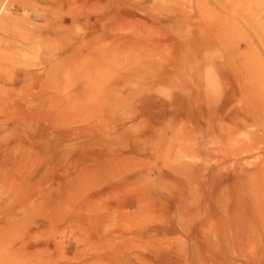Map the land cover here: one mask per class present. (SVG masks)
<instances>
[{
  "label": "rangeland",
  "instance_id": "374dc122",
  "mask_svg": "<svg viewBox=\"0 0 264 264\" xmlns=\"http://www.w3.org/2000/svg\"><path fill=\"white\" fill-rule=\"evenodd\" d=\"M101 1L0 0V162H10L0 166V264H128L129 256L130 264H145L133 257L139 243L170 241L186 243L193 264H204L195 258L194 239L178 229L180 212L161 221L166 207L137 208L130 189L153 193L164 163L181 179L186 167H219L229 137L263 146L264 0ZM114 10L122 14L100 18ZM67 93L76 95L70 108L58 101ZM196 99L205 115L199 134L190 130L193 104L181 108ZM263 158L255 152L245 165L257 167ZM138 169L142 176L123 184ZM55 177L63 184L59 195L30 207L34 192L55 185ZM7 206L17 219L25 210L33 220L40 214L50 220L5 222ZM70 209L88 221L100 219L94 228L86 221L67 225ZM191 222L185 223L195 234H218L214 226ZM170 229L174 236L163 235ZM210 243L206 249L218 251ZM249 245L247 255L264 264V242ZM173 246L168 264H180Z\"/></svg>",
  "mask_w": 264,
  "mask_h": 264
},
{
  "label": "bare ground",
  "instance_id": "6f19581e",
  "mask_svg": "<svg viewBox=\"0 0 264 264\" xmlns=\"http://www.w3.org/2000/svg\"><path fill=\"white\" fill-rule=\"evenodd\" d=\"M97 1H100V0H92V2H97ZM101 2L104 3L105 5L106 4L110 5V4H114V3H117L119 5V3H122L123 0H102ZM121 14H122V12H120L119 10H114L113 12H108V13L106 12V13L101 14L100 18L107 17V18L113 19L115 17H119ZM121 17H123V16H121ZM109 22H110V19H109ZM105 25H106V23H105ZM103 27H104V25H103ZM109 27H111V25ZM106 29H107V27H106ZM123 44H125V43L123 42ZM65 95H67V96H64V98L63 97L58 98V101H60V103H62L64 106L70 108L68 105H69V103L74 102L73 99L76 97V95H72L70 93H67ZM188 100H189V98H188ZM199 110H200V108H199ZM75 111H77V110H75ZM81 112H83V111H81ZM201 113H202V111H201ZM77 114L78 113L76 112L75 115L77 116ZM83 115H85V114H83ZM200 116H202V115H200ZM208 119H210V117ZM211 120H212V118H211ZM197 122L198 121H195L194 124ZM211 123H209V124H211ZM208 127H210V125L206 126L207 130L209 129L208 132L213 133V135L216 134V131L214 129L208 128ZM191 128H190V130H191ZM199 128H201V127H199ZM191 131H193L194 134L200 133L199 130L195 131L193 129ZM218 131L220 133L223 132V134H224L226 130L223 131L222 129H219ZM124 133H123V135H125ZM228 133L230 134V132H228ZM116 135H117V133H116ZM61 136L62 135L60 134V137ZM221 139L223 140V138H220V140ZM232 140H233V137H232V139H230V137H229L227 139V142H226L229 144V148H227V149L224 148L221 152H219L221 154L217 153V154L221 155L220 158L222 159L221 162H220L221 159L219 160V164H218L219 167L218 166L209 167V165H205L206 167L198 168V170H196L192 167L191 168L186 167L187 169L185 171L183 169L184 173H182V179H181L178 176H176L177 173L175 175L174 168L169 167L166 163L159 165L156 172H155V177H154V181L156 183L152 182V185H154L153 187L156 189L154 190L153 187H152V189H150L151 192L153 190V193H150L148 189H143V190L139 189V188L130 189V191L132 193H134V195L132 194V196L134 197V198L132 197L133 198L132 204H136V202L138 201L137 199H139L140 204H142L144 206H158L161 209H163V207H166L165 212L162 215L161 221H163V219H167V218H168V220H170L178 212H180L177 214V218H178L177 222L179 224L178 229L181 230L182 234H185L187 237L189 236L190 238L194 239V243L192 244V246L194 248L193 251L195 252V258L197 260H201L202 262L205 261V263L208 262L210 264H234V262H237V261H239L241 264H261L259 262L261 259L259 261H257L258 260V257H257L258 255L256 254L257 252L255 253L257 256L250 254L251 256H255V259H254V257L251 258V256L249 257L247 255V252H246L247 248L246 247L252 241L253 242H257V241L264 242V162H262V164L258 165L257 167H253V168L250 167L249 168V167H246L247 164L245 165V160L249 155L255 154V152L256 153L264 152V148H262V147H264V144H263V146L258 147V146L252 145V143H254V142H250V143L246 142V143L236 144V143H233ZM56 141L59 142V139ZM218 141H217V143H218ZM196 142H198V141H196ZM262 142H264V138H263ZM198 146H200V145H198ZM208 146H210V145H208ZM6 149H7L6 154L8 155L9 148H6ZM192 149H194V148H192ZM197 150H199L198 147H197ZM199 153H200V151H199ZM204 153H205V151H204ZM204 153H202V154L204 155ZM192 154H193V152H192ZM192 156H195V155L193 154ZM204 159H206V158H204ZM209 159H210V157H209ZM211 161H212V159H211ZM215 161H216V159H215ZM85 163H87V162H85ZM217 163H215V164H217ZM8 164H10V162H8L6 159L1 160V162H0V166H6ZM172 165H174V164H172ZM194 165H196V163ZM54 174H55V176L59 175V173H54ZM137 174L142 176L141 169L140 170L138 169L137 172L133 173L130 177H128L129 179L124 178L123 184L125 183L124 181H126V180L128 183H132V181H134L135 178L139 176V175L137 176ZM85 176H87V175H85ZM96 177H97L96 175H93L92 178L89 179V181L92 183H93V181H97ZM10 178L14 179L13 176ZM53 180H55V182H57L56 177L53 179H50V181H53ZM64 180H66V179L64 178ZM196 180L198 182H196ZM202 180H203V182H201ZM58 182L55 185L53 184L52 186H50L52 183H48L46 185L45 189L38 191V193L34 192V194H37V195H36L35 199L31 200L30 207L32 206L33 202H35L36 206L38 207V204H42V202H44V200H46L45 198L52 193L54 194V197H55V194L59 195V189L63 188L62 187L63 184H60V187H59ZM127 182H126V185L128 184ZM68 183H69V181H66L65 186ZM10 184H11V186H13L16 183H10ZM57 184H58V187L56 186ZM123 184H120V185H123ZM5 185H8V183L4 182L3 187H5ZM47 187H49V188H47ZM184 187H186V189H187L186 192H184ZM118 191L119 190H117V192ZM163 192H164V195L161 194ZM81 194H84V193H81ZM127 194H131V193H127ZM39 199L41 201L39 203L36 202ZM25 201H27V200L25 199ZM115 206H116V204H114L113 208H115ZM52 207H54V204ZM6 209H7L8 217H7V219H5V222H7V221L8 222L9 221L14 222L17 220L16 222H19L20 224L24 223V222H25V224H26V222H28V224H29L30 220L32 222L35 221L34 223H37V218H39V219L44 218V220L45 219L50 220V218L47 215H42V214L36 216L37 217L36 219L34 217V220H33L31 217H26L28 215V213H26L25 210H22L20 217L17 219V215L15 213L16 211H14L13 206H7ZM56 210H57V208H56ZM61 210H63V209H61ZM141 210L142 209H139V213L141 212ZM115 211H116V213H115ZM115 211H114V213L116 214L115 217H117L118 216V210L115 209ZM33 213L35 214L34 211H33ZM72 214H73L72 209H70V211L67 213V219L64 218L65 223L67 225H69V224L72 225L75 223H78V225H82L86 221V222L90 223L88 225H91V228H94L96 223L100 219V218H90V221H88L89 217L86 219V217L83 215L79 214V215L75 216ZM191 221L200 222V224H203L202 228H204V226L206 224L209 225V226H207L208 228H211L212 226H214L216 229V232L218 234H216L214 231H213L214 233H213L212 237H210L209 235L208 236L206 235L207 236L206 237L205 235H203L200 232H197V234H195V233L191 232L192 229H190V228H192V227H189L190 225L186 224V223H192ZM30 224L32 225V223H30ZM41 225H43V224L40 223L39 226H41ZM195 226L197 227L196 224H195ZM35 227H36V225H35ZM2 231L3 230L1 229L0 233H2ZM143 232H144L143 230H140V232L137 233V237L139 236V238L141 239ZM85 238H87L88 240H92L93 237L88 233V234H86ZM211 239H213V243H214V244H212V246H218L220 248L219 249L217 247L218 251L213 250L212 248L206 249V248H209V245L211 246V243H210ZM178 241H180V238ZM224 242L225 243L230 242V243H228V244H230L229 249L232 250L231 254H233V252H234L235 256H232L231 254L226 253L228 251L225 249V246H223ZM182 244L180 246V244L179 245L173 244L172 241H170V242H166V245L165 244L150 245L149 242H147L146 247H143L144 245H141V243H139V248H141V250H138V252H135L133 257L137 258L138 260H141L145 264L146 263L153 264V261H157L158 264H168V262H169L168 258L169 257L167 255V252H169L172 249V246L174 245L175 248L173 250V253L178 259H181L180 264H187V263L193 264V262H192L193 260L188 256L187 248L183 246L186 243H184L183 245ZM253 244H255V243H253ZM261 244H263V243H261ZM24 245H25V241L21 240L19 245L16 246V250H18V249L20 250V248L23 249ZM255 245H257V244H255ZM257 247H259V246H257ZM260 247H261V245H260ZM263 248H261V249H263ZM7 249H9V248H7ZM12 251H14V249H12ZM114 251L118 252V250H114ZM262 251L264 252V250H262ZM3 252H4V250H3ZM124 252L125 251H122L120 254H122ZM254 252H252V253H254ZM126 253L130 254L131 252L126 250ZM173 253L171 256H173ZM13 254H14V252H13ZM262 255H261V258H263ZM129 260H130V256L128 257V264H130ZM195 264H196V262H195Z\"/></svg>",
  "mask_w": 264,
  "mask_h": 264
},
{
  "label": "crops",
  "instance_id": "0c3cea01",
  "mask_svg": "<svg viewBox=\"0 0 264 264\" xmlns=\"http://www.w3.org/2000/svg\"><path fill=\"white\" fill-rule=\"evenodd\" d=\"M233 85V84H232ZM232 85H229V88L232 86ZM232 88V87H231ZM197 89V88H196ZM196 92H197V97H199L198 95V89L196 90ZM196 102H194L193 103V101L192 102H187V101H185V102H182V105H181V107H182V109H185V110H189L190 109V106L193 104V119H192V128L191 129H194L195 131H198V129H199V127H201L203 124H204V116L205 115H203L204 114V111H203V108H202V105L201 104H198V100L196 99L195 100ZM212 101H215L214 99L212 100ZM211 101V102H212ZM187 103V104H186ZM187 107H186V106ZM211 105H210V109H211ZM199 108H200V110L202 111V113H201V111L199 110ZM183 111V110H182ZM166 112V111H165ZM165 112H162L161 114L163 115ZM197 113H200V114H198V116H195V114H197ZM200 115H202V116H200ZM197 117V118H196ZM194 120V121H193ZM195 121H198L197 123H193V122H195ZM200 122V123H199ZM201 124V125H200ZM196 125V126H195ZM200 131V130H199ZM137 203V202H136ZM137 208H141L142 206H143V208L145 207L144 205H141V206H139V205H136V204H134ZM168 230H169V228H168ZM163 235H165V236H174L175 234L173 233V231H171V229H170V231H168V232H164V234Z\"/></svg>",
  "mask_w": 264,
  "mask_h": 264
}]
</instances>
